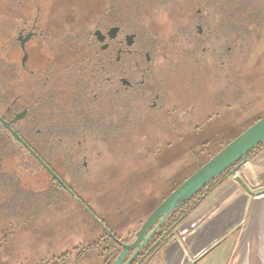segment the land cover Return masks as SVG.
I'll return each mask as SVG.
<instances>
[{
    "label": "rangeland",
    "instance_id": "rangeland-1",
    "mask_svg": "<svg viewBox=\"0 0 264 264\" xmlns=\"http://www.w3.org/2000/svg\"><path fill=\"white\" fill-rule=\"evenodd\" d=\"M170 9L158 14L155 33L152 27L138 28L140 37L133 46L142 58L150 56L148 65L141 66L151 70L145 88L159 94L163 109L142 114L136 104L127 103L134 109L127 115L133 120L121 125L120 134L106 140L76 135L57 148V157H50L58 178L121 241L133 240L173 190L264 118V0H234V42L220 38L214 43L219 52L230 46L233 57L228 60L210 59L199 51L189 56L194 44L180 41L195 0H175ZM58 30L60 41L53 48L58 56L53 58L44 48L38 56L43 68L48 62L60 69L71 67L88 52V45L77 39L65 45V34ZM147 33L160 42L147 44ZM17 58V51L10 59L0 51V115L9 119L24 105L37 107L40 95L9 70L8 64L17 66ZM122 63L121 77L134 83L135 67L129 59ZM10 104L17 108L11 116L6 114ZM3 171L20 189L11 196L0 189V264L110 261L104 246L78 257L103 236L100 224L60 192L23 151L7 161Z\"/></svg>",
    "mask_w": 264,
    "mask_h": 264
},
{
    "label": "flooded vegetation",
    "instance_id": "flooded-vegetation-1",
    "mask_svg": "<svg viewBox=\"0 0 264 264\" xmlns=\"http://www.w3.org/2000/svg\"><path fill=\"white\" fill-rule=\"evenodd\" d=\"M174 2L175 0H0V51L7 59L17 51L19 63L17 66L15 63L8 64L9 70L20 74V78L25 80L24 85L40 94L38 100H51L58 111L67 107L75 122L87 125L89 138L106 140L120 134L118 132L123 123L132 122L133 117L127 115L134 109H128L127 103L136 104L135 109L142 114L163 109L158 106L159 94L145 88L151 75V70L146 67L150 56L145 53L143 60L133 46L140 37L136 30L140 27H152L154 32V29L159 28L161 16L158 14L171 11ZM195 4L194 14L191 20L184 23L186 25L179 38L182 43L194 44L195 52H191L193 54L189 56H196L199 51L210 59L221 56L228 60L233 57L229 45L224 48L225 52L223 48L219 52L214 43L220 38L226 43L234 42V0H195ZM59 24L61 26L58 28ZM60 28L65 34V45L73 43L75 39L88 45V52L82 55L81 61L71 65L83 68L60 69L53 62L42 67L38 56L44 48L50 49L53 58L58 56L54 54L53 48L60 41L57 37ZM144 39L147 44L160 42L155 35L150 36L148 33ZM167 39L169 37L165 38ZM127 42L131 46H127ZM123 59H129L135 67L134 83L121 77ZM142 64L146 66L142 68ZM77 103L82 104V109L74 108ZM28 108L26 105L22 106L20 112H26L22 119L28 115ZM59 118H65L64 112ZM70 192L73 194L71 190ZM73 195L71 197L68 194L81 209L91 215L88 208ZM157 231L132 264H147L158 253L163 240L157 241L154 237ZM135 238L136 236L126 244L132 243Z\"/></svg>",
    "mask_w": 264,
    "mask_h": 264
},
{
    "label": "crops",
    "instance_id": "crops-1",
    "mask_svg": "<svg viewBox=\"0 0 264 264\" xmlns=\"http://www.w3.org/2000/svg\"><path fill=\"white\" fill-rule=\"evenodd\" d=\"M147 264H264V149L204 197Z\"/></svg>",
    "mask_w": 264,
    "mask_h": 264
},
{
    "label": "trees",
    "instance_id": "trees-1",
    "mask_svg": "<svg viewBox=\"0 0 264 264\" xmlns=\"http://www.w3.org/2000/svg\"><path fill=\"white\" fill-rule=\"evenodd\" d=\"M244 1L245 0H242V2ZM76 66L77 65L70 68H83V66H79L78 68ZM40 100H35L37 107H35L34 109L28 108V115L24 119L15 122L12 125V129L20 136V138L27 144V146L52 170L50 157L53 158L55 156H58L57 154L60 151L57 148L61 147L62 144H67L70 141L68 138L73 136L75 137L79 134L83 135L84 138H87V125L82 122H75V120L71 118L70 111L67 107L58 111L55 104L51 100ZM74 108H78V110L82 109V104L77 103L75 104ZM35 109L36 111H34ZM15 111H17V108H13L10 104L6 109V114H10L11 116ZM63 112L65 114V118L60 119L59 115ZM0 116L4 120H12V117L9 119L4 115ZM19 125H21V128H18ZM263 149L264 142H262L260 145H258L248 153L247 160ZM19 151H23L39 168H41L40 165L24 150V148H22L20 144L16 143L12 139L10 134L0 125V189L3 190L4 194L9 193L10 196L12 194L14 195V193L20 189L19 182H13L11 179L12 177H6L3 170L6 162L12 159L13 156H15V154ZM70 155L67 156H69L70 158ZM239 165H241V161L210 180L202 190L198 191L190 199L179 204L155 234L154 237L157 239V241H165L166 239H168L176 225L179 224L193 210V208L204 199V197H206L220 183H222V181L230 175V172L234 171V169ZM41 170L43 169L41 168ZM50 180L60 192L66 193L54 180H52L51 178ZM67 187L84 204V206L88 208L87 204L76 195L73 189L69 186ZM88 210L96 219H98V217L89 208ZM113 237L121 241L119 237L115 235ZM121 242L126 243V241ZM99 246H104V249L108 251L107 259L110 261L107 264H112L117 259L121 251L120 246L116 241L108 238L103 234V236L98 241L84 248L78 255V257H81L84 252L95 249ZM130 255L131 254H129L128 257Z\"/></svg>",
    "mask_w": 264,
    "mask_h": 264
},
{
    "label": "water",
    "instance_id": "water-1",
    "mask_svg": "<svg viewBox=\"0 0 264 264\" xmlns=\"http://www.w3.org/2000/svg\"><path fill=\"white\" fill-rule=\"evenodd\" d=\"M126 44L127 46H131V43L129 42ZM25 113V111H22L18 114H15L13 119L8 121L4 120L0 116L1 127L10 134L16 143L20 144L22 148H24V150L40 165V167L52 180L58 183L71 197H74L64 182L58 178V176L27 146L20 136L12 129V125L22 119ZM262 142H264V118L257 121L245 132L235 138L223 150H221L217 155H215L193 175H191L175 190H173L144 222L141 230L136 234L135 240L130 244L121 242L119 243L118 240L113 237L112 233H110L107 228L101 225V223L91 214L90 216L92 219L100 224L104 235L116 241L120 246V254L112 264H123L124 262V264H132L143 246L162 226V224L179 204L190 199L198 191L202 190L210 180L225 172L239 161H241V164H244L247 161L248 153ZM239 166L236 167L234 171L230 172L229 176H234ZM131 253L132 255L128 257V255Z\"/></svg>",
    "mask_w": 264,
    "mask_h": 264
}]
</instances>
